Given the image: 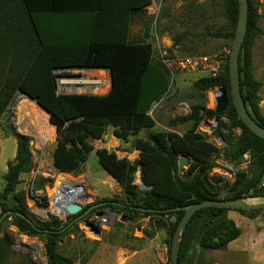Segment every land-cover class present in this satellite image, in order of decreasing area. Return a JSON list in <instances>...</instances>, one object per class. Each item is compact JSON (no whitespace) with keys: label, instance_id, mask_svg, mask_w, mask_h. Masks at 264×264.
I'll list each match as a JSON object with an SVG mask.
<instances>
[{"label":"trees","instance_id":"16d2710c","mask_svg":"<svg viewBox=\"0 0 264 264\" xmlns=\"http://www.w3.org/2000/svg\"><path fill=\"white\" fill-rule=\"evenodd\" d=\"M247 1V28L238 58L240 93L250 116L264 127L256 95L259 82L251 73L250 53L253 40L261 29L257 25L259 15L255 2ZM150 3L151 0H0V117L17 91L46 111L57 131L52 162L58 171L78 174L86 154L93 150L91 140L101 138L107 124L113 126V135L121 140L153 126L148 111L167 91L169 75L153 56L151 42L129 40L131 21ZM225 3L229 30L224 37L230 39L234 37L238 1L225 0ZM216 35L223 34L218 31ZM228 58L222 73L215 77L200 76L193 86L203 93L218 86L225 87L228 102L219 118L225 115L230 121L228 128L240 129V136L232 146V155L238 157L246 150L251 151L253 169L250 175L237 173L226 194L219 198L222 190L209 180V172L215 166L211 156L216 147L196 131L200 122L214 119L216 113L214 109L195 103L190 106L188 115L181 118L191 122L190 129L181 135L171 131L148 132L145 139H137L134 143L139 149V157L134 161L119 158L114 151L95 150L101 167L117 181L125 194L131 195L128 205L122 207L107 202L106 206H121L148 216L173 217L172 236L184 213L180 207L207 199L264 198V140L250 132L237 115L230 94ZM52 67L107 69L111 75V88L102 95H57ZM219 127L223 125L219 124ZM181 154H186L191 161L179 174L177 163ZM31 168L27 138L18 136L14 160L7 165L4 174V192H13L19 174L31 171ZM137 169L149 189L140 190L133 184ZM42 183L43 179L36 188L42 187ZM33 199L36 205L47 206L46 197L33 195ZM13 200L11 207L2 210L11 211L12 224L21 233L44 234L46 264H73L69 257L58 252V246L61 235L72 233V228L78 230L77 223L63 224L53 215H49L48 221L35 220L26 207L23 191L15 193ZM258 210L200 208L191 215L183 238L192 222L203 219L205 230L200 236V246L225 249L241 234V228L233 219L227 218L226 213L237 211L252 215ZM84 212L85 208H82L72 216L76 218ZM12 245L13 239L9 235L0 238V264H6L13 254ZM182 259L180 247L179 264ZM168 261L166 264H171L170 256ZM26 264H33L29 257Z\"/></svg>","mask_w":264,"mask_h":264},{"label":"rangeland","instance_id":"374dc122","mask_svg":"<svg viewBox=\"0 0 264 264\" xmlns=\"http://www.w3.org/2000/svg\"><path fill=\"white\" fill-rule=\"evenodd\" d=\"M152 2L131 21L129 29L131 42H151L153 49L155 48L154 52L156 44L159 43L171 54L177 56L215 55L222 60L220 73L224 71L233 39L224 37V34L229 30L225 0H152ZM254 2L259 15L257 25L261 29V33L255 36L250 49L251 73L253 79L259 82L256 95L260 113L264 117V0H254ZM218 31H221L223 35L217 36ZM202 75V72H182L175 75L169 91L148 111V115L154 121L153 126L129 134L126 140L118 139L113 135L112 125H105L101 138L90 139L93 150L86 154V159L78 174L58 171L52 162L56 142L47 148L48 162L52 163L50 176L43 179L42 187L36 188L41 183V179L34 186L39 191V197H46L47 206L27 204L26 200V207L30 215L37 221H48L49 215L57 217L63 224L72 221L74 219L72 215L78 213H65V215L63 212H57L51 208L48 188H52L59 178L66 182L68 180V182L80 184L82 194L76 200L82 205V208H85V216L77 222L78 230L72 228V233L61 235L58 246V252L69 257L73 264L169 263L168 248L172 238L170 226L174 222V218L148 216L123 209V206L130 204L131 195L125 194L117 181L101 167L95 150L114 151L119 158L125 157L129 161H134L139 157V149L135 147L134 143L137 139H145L148 132L171 131L179 135L183 134L192 126L190 121L181 120L182 117L188 115L191 105L198 103L210 109L215 107L216 87L203 93L193 86V82ZM13 100H15V104H13ZM34 104L35 102L29 101L17 91L0 117V238L9 235L13 239V254L8 257L6 264H26L27 257L33 264H46L43 247L44 234L21 233L12 224L13 218L10 213L3 216V213L8 210H2V208L13 205L15 193L19 191L25 193L28 187L30 171L19 174L13 192H4V174L7 172V165L13 162L16 154V137L23 136L28 140L29 136L24 133L31 132L35 127L37 129L40 126L41 121L34 120V117H37L35 112L45 117L46 113L43 112L46 111H40L35 108ZM183 105L188 107L186 112L181 109ZM15 117L19 118L18 126H16ZM21 120L22 122H20ZM30 122H33L35 127L31 126ZM219 124H222L223 127H219ZM229 125L230 121L223 115L217 122L214 119L202 121L196 128L197 132L205 136L206 140L216 147L211 156L215 166L209 172V180L213 186L222 190L219 198L226 194L227 189L236 179L237 173L249 176L253 169L251 151L246 150L249 153L248 160L242 157L246 151L238 157L232 155V146L240 136V129L228 128ZM190 161L191 159L188 158V162ZM232 173L234 174L233 180L230 178ZM133 184L137 186L144 184L140 178L139 169L134 174ZM46 185L47 189L44 188ZM147 189H149L148 186L144 190ZM245 199L250 203L264 200L259 197ZM107 202L117 203L122 207L106 206ZM99 213L103 214L99 216ZM225 216L236 219V225L242 229L244 234L229 244L228 249H224V253L229 256L232 252L228 250L242 248L250 256L252 260L250 264H263L255 262V260H259L261 255L264 256V230L260 229L262 231L256 233L253 230L254 222L247 220L264 219V209H260L252 215L228 211ZM101 217H105V222L99 219ZM84 222L101 223L100 233L93 234L84 225ZM203 222V219L192 222L185 237L182 236L180 247L183 259L181 264H213L211 260L213 252L201 247L199 242L200 236L205 230ZM260 232L262 244L259 246ZM251 236L255 240L254 244L251 242Z\"/></svg>","mask_w":264,"mask_h":264},{"label":"built area","instance_id":"2783aa9c","mask_svg":"<svg viewBox=\"0 0 264 264\" xmlns=\"http://www.w3.org/2000/svg\"><path fill=\"white\" fill-rule=\"evenodd\" d=\"M156 51L153 56L166 69L170 83L167 91L171 87V82L175 75L182 72H202L203 75L215 77L220 73V66L222 60L215 55L199 54L177 56L171 54L167 48L156 44ZM155 50V48H154ZM51 73L54 76L55 93L60 94H105L111 88V75L107 69L97 68H77V67H52ZM99 91V92H98ZM214 93V101L215 95ZM36 104V103H35ZM187 106L183 105L181 109L183 112L187 111ZM42 111H44L42 109ZM34 113V112H33ZM46 113V112H43ZM37 117L34 120H40V126L36 129L35 124L30 122V125L35 127L31 132H26L29 136L27 140L32 168L30 171V178L28 187L25 191L27 204H35L33 195H38L39 191L34 188L39 179H47L50 176V167L52 163L48 162V147L56 142V128L49 121L48 114L42 116L40 113H34ZM16 126H18L19 118L15 117ZM39 118V119H38ZM22 122V120L20 121ZM35 122V123H36ZM28 125V126H30ZM27 126V127H28ZM125 156V155H124ZM243 159H249L248 151L242 155ZM234 179V174L230 175ZM142 186V184H139ZM138 185V186H139ZM47 185L44 186L47 189ZM139 188V187H138ZM36 205V204H35ZM66 215V214H65ZM102 222H105V217H101ZM101 224V223H100Z\"/></svg>","mask_w":264,"mask_h":264},{"label":"water","instance_id":"95a60500","mask_svg":"<svg viewBox=\"0 0 264 264\" xmlns=\"http://www.w3.org/2000/svg\"><path fill=\"white\" fill-rule=\"evenodd\" d=\"M237 1H238V16H237L234 37L232 39L229 58H228V77H229V85H230V94L234 108L242 123L250 132H252L257 137L264 140V127L258 124L255 121V119H253L250 116L244 105V101L240 93L238 58L247 28L248 1L247 0H237ZM216 91L217 93L215 95V107H214V111L216 113V117L214 118L215 122H217L219 120V116L224 113L228 102L227 91L225 87L218 86L216 87ZM21 94L27 98L25 94L23 93ZM188 164H189L188 156L186 154H181L178 158V163H177L178 173L182 174L184 168L187 167ZM138 187L140 190L146 189L145 184H142V186L139 185ZM207 206L226 207L230 209H243V210L264 209V200L256 203H250L245 198L207 199V200L193 202L186 206L180 207V209L184 210V213L181 219L178 221L177 227L172 235V239L170 243V253H169L171 264H179V250H180L181 238L183 236V232L191 215L196 210ZM64 207L66 214H76L80 212V210L82 209V205L79 202H77L76 199L66 200L64 203ZM6 213H11V211H7L3 213V216ZM17 214L21 215L19 213ZM102 214L103 213H99V216H101ZM84 216L85 213L78 215L68 225L77 223L79 220L83 219ZM84 225L88 227L89 230L95 235H98L101 231L100 223L94 224L91 222H84Z\"/></svg>","mask_w":264,"mask_h":264},{"label":"crops","instance_id":"0c3cea01","mask_svg":"<svg viewBox=\"0 0 264 264\" xmlns=\"http://www.w3.org/2000/svg\"><path fill=\"white\" fill-rule=\"evenodd\" d=\"M151 2H152V0H151ZM13 104H15V100H13ZM262 184L264 185V174L262 177ZM229 216H230V214H229ZM233 220L235 221L236 219H233ZM247 221L254 222L253 230H255L256 233L259 231H262L260 229L264 230V219H248ZM243 234L244 233L241 229V234L239 237H241ZM263 235H264V233H263ZM261 236H262V234L260 232V241L261 242H260L259 246L262 244V237ZM238 238H236V239H238ZM236 239L229 242L225 249H228L227 248L228 245L231 244L232 242H234ZM251 242H252V244H254V242H255V240L252 239V236H251ZM210 250L213 252V258L211 259L213 261V264H250L252 262L250 256L248 254H246V252L243 251L242 248H234V249L228 250L229 252H232L229 256H227V254L224 253V249H220V250L210 249ZM258 259L259 260H255V262H260V263L264 264V256L263 255H261Z\"/></svg>","mask_w":264,"mask_h":264},{"label":"bare ground","instance_id":"6f19581e","mask_svg":"<svg viewBox=\"0 0 264 264\" xmlns=\"http://www.w3.org/2000/svg\"><path fill=\"white\" fill-rule=\"evenodd\" d=\"M34 106L40 111L42 110V108L37 104H34ZM79 185L68 182V180L67 182L60 180V178L56 180L54 186L52 188H48L49 196L51 198V208L57 212H63L65 214V201L68 199H77L82 194V189Z\"/></svg>","mask_w":264,"mask_h":264}]
</instances>
